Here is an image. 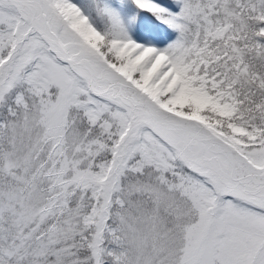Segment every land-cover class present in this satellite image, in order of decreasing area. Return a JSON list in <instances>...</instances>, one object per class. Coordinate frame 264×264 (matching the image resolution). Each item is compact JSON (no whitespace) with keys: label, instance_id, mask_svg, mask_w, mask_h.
<instances>
[{"label":"snow or ice","instance_id":"1","mask_svg":"<svg viewBox=\"0 0 264 264\" xmlns=\"http://www.w3.org/2000/svg\"><path fill=\"white\" fill-rule=\"evenodd\" d=\"M0 264H264V0H0Z\"/></svg>","mask_w":264,"mask_h":264}]
</instances>
